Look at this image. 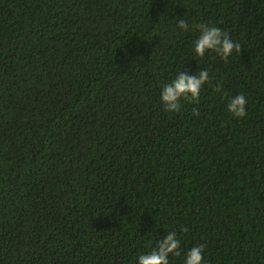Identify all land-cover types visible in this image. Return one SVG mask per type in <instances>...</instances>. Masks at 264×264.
<instances>
[{"label":"trees","instance_id":"trees-1","mask_svg":"<svg viewBox=\"0 0 264 264\" xmlns=\"http://www.w3.org/2000/svg\"><path fill=\"white\" fill-rule=\"evenodd\" d=\"M201 23L241 52L198 57ZM169 232V264H264V0H0V264H139Z\"/></svg>","mask_w":264,"mask_h":264},{"label":"clouds","instance_id":"clouds-1","mask_svg":"<svg viewBox=\"0 0 264 264\" xmlns=\"http://www.w3.org/2000/svg\"><path fill=\"white\" fill-rule=\"evenodd\" d=\"M178 27L185 32L189 31V24L185 19L179 20ZM193 31H198L199 36L194 41L193 51L198 57L203 58L206 53L214 52L221 59L227 61L235 52H241V45L234 43L227 32L222 31L216 26L208 24H194L191 26ZM209 82V73L206 70H199L196 76L180 72L175 79L162 86L161 102L165 111L169 113H179L182 108L181 101L187 103H198L202 87ZM216 92H222L221 87L215 88ZM247 99L244 95L232 97L227 105L228 112L237 119L246 117ZM193 116H198L199 111L196 108L192 110ZM187 231V229H183ZM180 240L175 232H169L163 241H159L157 246L148 254H141L138 257L139 264H169V256L179 257L181 252ZM205 245L203 243L196 245L187 252L185 264H204Z\"/></svg>","mask_w":264,"mask_h":264}]
</instances>
